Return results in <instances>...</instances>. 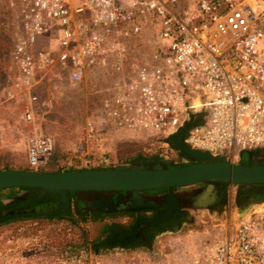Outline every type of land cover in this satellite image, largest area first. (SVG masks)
I'll use <instances>...</instances> for the list:
<instances>
[{"label":"built area","instance_id":"built-area-1","mask_svg":"<svg viewBox=\"0 0 264 264\" xmlns=\"http://www.w3.org/2000/svg\"><path fill=\"white\" fill-rule=\"evenodd\" d=\"M2 9L19 32L4 100L27 97L24 122L35 123L40 80L60 75L79 84L103 72L118 80L102 90L100 124L86 122L89 140L102 125L161 144L187 123L189 147L230 162L264 147V11L255 0H0ZM27 142L30 168L50 164V136ZM177 264H264V211Z\"/></svg>","mask_w":264,"mask_h":264},{"label":"rangeland","instance_id":"rangeland-1","mask_svg":"<svg viewBox=\"0 0 264 264\" xmlns=\"http://www.w3.org/2000/svg\"><path fill=\"white\" fill-rule=\"evenodd\" d=\"M172 1L190 4V0ZM255 1L264 11V0ZM15 23L13 14L0 10V169L25 166L27 141L35 134L53 139V155L57 157V163L39 168L41 171L33 168L38 172L136 164L133 161L138 158H161V162L166 160L168 165L174 163L169 160L176 157L174 149L156 142L145 144L127 140L132 135L123 128L107 126L110 132H106L105 127L98 125L96 139L89 141L86 122L100 124L99 99L102 90L114 80L108 73L97 72L96 76H89L79 84H71L60 75L40 80L34 89L38 98L33 105L35 123L24 124L21 114L28 109L27 97L4 100V89L9 87L14 71L10 52L19 34ZM183 97L187 103L191 101L189 89L184 90ZM256 151L264 157V147ZM242 160L246 162V156ZM198 189L197 186L185 188L184 198L190 199ZM237 193L240 192L229 187L220 210L186 209L189 219L185 221L192 220L190 223L180 224L178 231L159 235L144 248L122 249L111 242L114 231L126 229L130 224L132 215L125 213H103L107 216L97 222H84L75 214L80 211L72 209L70 218L77 222L76 225L67 219H17L0 226V264H177V259L187 252H195L203 244L210 245L234 234L240 222L248 217L239 219L242 206L236 204ZM20 194L1 192L0 207ZM145 197L157 199L159 195ZM36 210L42 214L47 208ZM259 211H264V203L256 207V212Z\"/></svg>","mask_w":264,"mask_h":264},{"label":"water","instance_id":"water-1","mask_svg":"<svg viewBox=\"0 0 264 264\" xmlns=\"http://www.w3.org/2000/svg\"><path fill=\"white\" fill-rule=\"evenodd\" d=\"M190 126L191 124L183 123L176 132L161 142L162 146L177 152V158L181 159L179 166L169 163L170 168L159 165L145 168L138 164H121L99 169H68L57 172L1 169L0 192L32 189L41 192L42 197L59 198L66 208L70 206L68 194H75L83 199L96 197L97 203H84V208L97 212L124 208L127 206V199L130 200L128 205L133 211L161 208L150 221L142 224V229L155 228L171 219L188 220L186 209L189 208L194 211L214 210L218 206L220 210L229 187H234L237 192L245 190L256 196L264 195V157L256 151L263 147L242 151L238 159L246 156L244 164L232 163L224 154L216 156L189 147L184 139ZM163 162L166 163V160ZM199 185L206 187L205 192L190 199L184 198L182 191L185 188ZM218 185H221L222 191L215 194L212 191L217 192ZM153 191H162V194L157 199L145 197L146 193ZM115 192H127L128 196L121 193L115 197L110 195ZM19 193L21 194L16 196L17 200H24L28 195V191ZM259 203H264V199ZM259 203L242 206L239 219L254 215Z\"/></svg>","mask_w":264,"mask_h":264},{"label":"flooded vegetation","instance_id":"flooded-vegetation-1","mask_svg":"<svg viewBox=\"0 0 264 264\" xmlns=\"http://www.w3.org/2000/svg\"><path fill=\"white\" fill-rule=\"evenodd\" d=\"M171 151H173L172 149H169ZM177 155V152H176ZM161 158H143V159H135L133 162L138 164V165H143L145 166V168H152V167H157L158 165L161 167H166V168H170L171 166L166 164V163H162L161 162ZM171 162L177 163V166H179L181 164V159L177 158V156L174 158L169 159ZM242 159H238L236 163L238 164H244L245 161H241ZM199 187L198 190H195L196 192H194V195L191 197H195L199 194H201L202 192H205V188L204 185H199L197 186ZM217 192H214L215 194H219L220 191H222V187L221 185H218L217 187ZM3 192V191H1ZM0 192V193H1ZM19 191H14L15 195L18 194ZM123 194L125 197L128 196L127 192H115V193H110L111 196L115 197L118 194ZM162 194V191H153V192H149L146 193L145 195H154V196H158ZM209 196V195H208ZM54 200L52 201L54 209L61 211V210H68L71 211L72 209L74 210H78V211H85L84 208V203L85 204H89L92 205L94 203H97L98 198L96 197H90L87 199H83V198H79L73 194H68L69 197V207L66 208L64 206L63 203H61L59 201V198H56L55 196H51ZM210 197V196H209ZM236 197V204H238L239 206H246L250 203H258L261 202L262 199H264V195L262 196H256L254 194H251L249 192L241 191L240 193H237L235 195ZM45 197L40 196L39 199H37V204L40 205V207H46L47 209H49V207L51 206V204H47L48 201H44L42 203L43 200H47L44 199ZM224 203H225V199H226V194H224ZM40 200V201H39ZM146 201V199H145ZM223 203V206H224ZM130 204V200L127 199L126 200V205L124 208L123 207H117L114 211H104L101 213H125V214H129L128 216L132 215V218L129 219V225L127 226V228L125 230L119 229L114 231L113 235L111 236L112 240L111 242L114 244H119L120 248H144L146 245L151 244L153 239L157 238L159 235L161 234H165L167 232H171V231H178L180 229V224H184V223H190L192 220L190 221H185L183 219L179 220V219H171L169 222L167 223H162L158 226H156L155 228H151V229H142L141 226L142 224L150 221L152 219V217L155 215V213L157 211H159L161 208H155V209H149V210H130V206L128 205ZM35 207L34 205V201H32L31 199H25L23 201H16V199L10 201L7 205L1 206L0 207V219L1 218H5L8 215H13V214H21V213H27V212H31V209ZM103 208H105V206H102ZM214 210H218V206L215 207ZM134 216V218H133ZM129 218V217H128ZM133 219V220H131ZM131 221V222H130ZM110 241V240H109Z\"/></svg>","mask_w":264,"mask_h":264},{"label":"trees","instance_id":"trees-1","mask_svg":"<svg viewBox=\"0 0 264 264\" xmlns=\"http://www.w3.org/2000/svg\"><path fill=\"white\" fill-rule=\"evenodd\" d=\"M55 159H57V157L54 158V155L52 154V158H51V162H50L51 165L55 164V162H56ZM27 169L33 170L30 167L29 168H26V169H23V170H27ZM41 170L42 169H39V171H41ZM20 191H28V195L26 196L25 199H31L32 201H34V205H35V207H33L34 211L33 212H27V213L24 212V213H21V214H13V215H10V216L8 215L5 218H1L0 219V226L3 225V224H6V223H10L12 221H15L17 219L25 220V219H36V218H46L48 220H53V219H67L73 225H76L77 222L74 221V220H72L70 218L71 215H72V212L71 211H68V210L58 211V210H55L54 209V206H53V203H52V201L54 199L51 196H45L44 199H47V198L48 199L47 200H43L42 202H40V203L44 204L45 203L44 201H48L47 204L48 203L51 204V206L49 207V209L46 210L45 213L42 212V214H40V212H38L36 209L38 207H40V205L37 204V199H39V197L42 196L41 192H38V191H35V190H32V189H24V188L21 189ZM73 195H75V194H73ZM16 201H23V200H19L18 199ZM75 214L77 215V217H80L81 219H83L84 222H86V221L97 222L98 219L103 218L104 216H107V215H104L101 212L91 211V210H85V211H80V212H76L75 211ZM122 230H125V229L122 228Z\"/></svg>","mask_w":264,"mask_h":264},{"label":"crops","instance_id":"crops-1","mask_svg":"<svg viewBox=\"0 0 264 264\" xmlns=\"http://www.w3.org/2000/svg\"><path fill=\"white\" fill-rule=\"evenodd\" d=\"M118 80V79H117ZM116 79L114 80V81H117ZM113 81V82H114ZM112 83V82H111ZM19 98H23V97H19ZM26 105H27V103H25ZM22 122L24 123V124H26L23 120H22ZM27 125V124H26ZM106 132H110L109 130L108 131H106ZM89 141H94V140H89ZM27 145H28V142H27ZM27 145H26V156H25V159H26V161H25V163H26V165L24 166V165H21V166H15V167H12V166H9L8 168H10V169H26V168H28V167H26V166H28V164H27ZM241 159H243V157H241ZM6 169V168H5ZM1 170V169H0Z\"/></svg>","mask_w":264,"mask_h":264}]
</instances>
